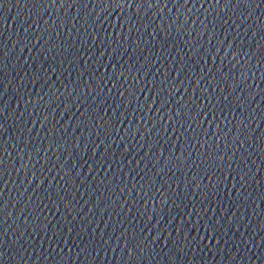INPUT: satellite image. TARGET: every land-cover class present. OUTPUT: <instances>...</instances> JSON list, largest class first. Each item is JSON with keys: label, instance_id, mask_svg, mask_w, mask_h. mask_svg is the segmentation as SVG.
Instances as JSON below:
<instances>
[{"label": "water", "instance_id": "water-1", "mask_svg": "<svg viewBox=\"0 0 264 264\" xmlns=\"http://www.w3.org/2000/svg\"><path fill=\"white\" fill-rule=\"evenodd\" d=\"M0 264H264V0H0Z\"/></svg>", "mask_w": 264, "mask_h": 264}]
</instances>
